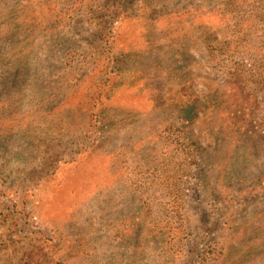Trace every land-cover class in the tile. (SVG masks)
I'll use <instances>...</instances> for the list:
<instances>
[{"label":"rangeland","instance_id":"rangeland-1","mask_svg":"<svg viewBox=\"0 0 264 264\" xmlns=\"http://www.w3.org/2000/svg\"><path fill=\"white\" fill-rule=\"evenodd\" d=\"M0 264H264V0H0Z\"/></svg>","mask_w":264,"mask_h":264}]
</instances>
